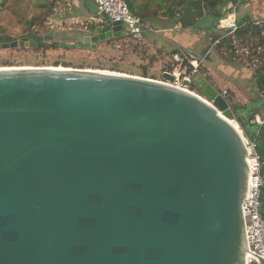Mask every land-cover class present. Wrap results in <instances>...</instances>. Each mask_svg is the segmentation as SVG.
Wrapping results in <instances>:
<instances>
[{"label": "water", "instance_id": "water-1", "mask_svg": "<svg viewBox=\"0 0 264 264\" xmlns=\"http://www.w3.org/2000/svg\"><path fill=\"white\" fill-rule=\"evenodd\" d=\"M85 7L101 22L84 48L122 36ZM54 39L1 34L0 49ZM184 84L200 95L115 71L0 70V264H247L242 117L206 77Z\"/></svg>", "mask_w": 264, "mask_h": 264}, {"label": "rangeland", "instance_id": "rangeland-1", "mask_svg": "<svg viewBox=\"0 0 264 264\" xmlns=\"http://www.w3.org/2000/svg\"><path fill=\"white\" fill-rule=\"evenodd\" d=\"M181 1L185 2V0H136V3L145 13L152 15V20L166 21V11L169 8L186 9L187 3L179 4ZM67 2L0 0V33L10 34L14 38H20L29 32L41 35L48 33L55 37L53 43L46 42L49 45L47 48L27 46L0 49V67L88 68L127 73L159 81H166L163 78L164 72L178 69L179 64L173 60L172 54L177 49H184L180 48L181 46L176 48L177 46L162 36L164 33H144L139 37L123 35L99 42L97 48H84L81 38L91 34L98 26L96 28L87 25L86 19L69 21L71 11L63 7ZM229 7L227 10L232 11V7ZM71 9L73 12V7ZM76 13L78 12L75 10ZM156 26L159 28V25ZM178 27L181 28V25ZM184 29L190 31L192 38L202 33V29L199 28ZM213 31L215 33L211 34L213 36L211 40L208 39V45L213 44L216 47L218 56L215 65L207 67L203 62L204 77L208 75V81L217 89L227 91L231 108L236 104H246L259 99L260 95L264 94V88L260 91L255 90V73L258 67L264 65V40L251 34L236 38L229 30L216 28ZM172 32L175 34L176 30ZM54 43L68 44L70 47H55ZM212 55L210 54V57ZM200 72L202 75V64ZM194 89L196 85L192 84L190 90Z\"/></svg>", "mask_w": 264, "mask_h": 264}, {"label": "built area", "instance_id": "built-area-1", "mask_svg": "<svg viewBox=\"0 0 264 264\" xmlns=\"http://www.w3.org/2000/svg\"><path fill=\"white\" fill-rule=\"evenodd\" d=\"M65 7L69 12L72 10V0H66ZM99 8L101 15L107 17L110 21H120L123 24L122 36L139 37L144 33L160 34L161 31L155 25L142 19L137 14L133 13L128 6L126 0H93ZM65 2V1H64ZM72 12V11H71ZM230 13V14H229ZM87 25L97 26L100 24L101 19L98 16H93L91 19H86ZM238 16L236 6L232 7V11H229L226 17L219 19L217 22L218 30H229L235 32L242 26L252 22L253 25L264 27V17L259 19H252L251 21H245L243 24L238 23ZM219 42V41H217ZM172 58L179 64L177 70L171 73L175 76L174 82H168L176 87H180L191 91L195 94H199L196 89L190 90L191 85L184 84L185 80H191L195 74L201 75L202 64V76L203 62L205 57L197 58L191 55L190 52L182 49H177L172 54ZM220 93L227 98V91L223 90ZM259 127L264 128V111L257 114L252 120ZM249 144V156L248 163L250 167V189L247 198L243 202V214L245 219L246 236L248 242L249 254L247 256V264H260V260H264V217L260 210V192L261 187L264 184V179L261 173L262 164L261 157L256 150L255 144L247 138Z\"/></svg>", "mask_w": 264, "mask_h": 264}, {"label": "trees", "instance_id": "trees-1", "mask_svg": "<svg viewBox=\"0 0 264 264\" xmlns=\"http://www.w3.org/2000/svg\"><path fill=\"white\" fill-rule=\"evenodd\" d=\"M126 1L133 13L137 14L146 21L152 20V15L145 13L143 11V8L137 5L136 0ZM237 1L238 0H185V2L181 1L179 4L187 3L186 9L183 10L181 8H169L168 11H166L167 16L165 17V20L173 21L174 24H180L184 28H199L210 32L217 28L218 20L226 17V15L228 14L229 10H227L225 13L223 12L224 7H227L229 4H231L233 7L237 3ZM185 10L186 12L184 13ZM209 18H212V20H208ZM238 21V23L241 25L246 20L238 19ZM249 21L251 20L249 19ZM156 25L162 27L166 26V24L160 25L158 23H156ZM249 34H251L252 36H259L260 39L264 40V27H259L253 25L252 22H248L247 25L242 26L234 32V36L236 38H239L242 35L248 36ZM224 41H227V39H224ZM53 46L70 47V45L68 44L59 43H54ZM255 80V90H262L264 88V65L256 69ZM232 110L235 118L237 116L242 117L243 124L241 128L244 132V135L256 146V150L261 157V173L264 179V128H261L256 123L252 122V120L257 114H260L264 111V94L260 95L259 99L253 100L249 103L233 105ZM260 210L262 216L264 217V184L261 187L260 192Z\"/></svg>", "mask_w": 264, "mask_h": 264}, {"label": "crops", "instance_id": "crops-1", "mask_svg": "<svg viewBox=\"0 0 264 264\" xmlns=\"http://www.w3.org/2000/svg\"><path fill=\"white\" fill-rule=\"evenodd\" d=\"M85 1L86 0H72L73 12H70L71 17L68 19L69 21L71 20V22H76L80 19L85 20V19H91L93 17V15H91L89 11L86 9ZM234 6H236L239 20L247 21L249 19L252 20V19H259L264 17V0H238ZM227 7L231 8L232 5L229 4ZM225 8L226 7H224V9ZM75 10L78 13L75 14ZM208 20H212V18H209ZM150 23H152L153 25H155L156 23L166 24V26L163 27L159 26V28L156 25L155 26L158 29H160L161 33H164L162 34L164 38L168 39L173 45L177 46L176 48L181 46L180 48H183L184 50L196 52L201 57H205V61H204L205 66L210 67L212 66L211 64L216 63V56H218V52H216L217 49L213 44L208 45V39L211 40L213 38L211 34L215 33V31L208 32L202 30L201 34L195 35L192 38L190 37V31H187L188 29H184V27L182 26L181 28L178 27V25L180 24H174L173 21L151 20ZM172 30H176L175 34H173ZM210 54L213 55L210 57ZM207 77L208 75L206 76V78Z\"/></svg>", "mask_w": 264, "mask_h": 264}, {"label": "bare ground", "instance_id": "bare-ground-1", "mask_svg": "<svg viewBox=\"0 0 264 264\" xmlns=\"http://www.w3.org/2000/svg\"><path fill=\"white\" fill-rule=\"evenodd\" d=\"M35 66H19V67H16V66H7V67H0V70H5V69H18V68H34ZM45 68H48V69H57V70H64L66 69V67H63V66H44ZM68 68V67H67ZM71 68V67H70ZM88 69V68H87ZM103 71H106V70H103ZM127 74V73H126ZM131 75V74H130ZM164 82V81H162ZM231 122L236 126L238 127V123L235 121V120H231Z\"/></svg>", "mask_w": 264, "mask_h": 264}, {"label": "flooded vegetation", "instance_id": "flooded-vegetation-1", "mask_svg": "<svg viewBox=\"0 0 264 264\" xmlns=\"http://www.w3.org/2000/svg\"><path fill=\"white\" fill-rule=\"evenodd\" d=\"M3 33H0V35ZM33 34H38L41 35L40 33H36V32H29L28 34H25L23 36H21L19 39L24 38V37H28L29 39L32 37ZM44 35V34H43ZM38 45H48L44 40H38L37 41ZM34 47V46H33ZM49 47V45H48ZM34 48H39L38 46H35ZM42 49V48H41Z\"/></svg>", "mask_w": 264, "mask_h": 264}]
</instances>
